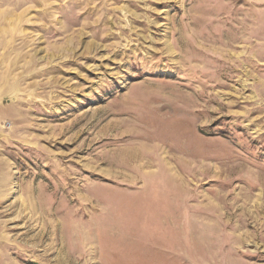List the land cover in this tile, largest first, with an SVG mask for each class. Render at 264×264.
Listing matches in <instances>:
<instances>
[{
	"label": "rangeland",
	"instance_id": "obj_1",
	"mask_svg": "<svg viewBox=\"0 0 264 264\" xmlns=\"http://www.w3.org/2000/svg\"><path fill=\"white\" fill-rule=\"evenodd\" d=\"M0 264H264V0H0Z\"/></svg>",
	"mask_w": 264,
	"mask_h": 264
}]
</instances>
